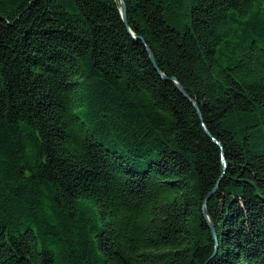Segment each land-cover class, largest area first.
Here are the masks:
<instances>
[{
  "label": "trees",
  "instance_id": "trees-1",
  "mask_svg": "<svg viewBox=\"0 0 264 264\" xmlns=\"http://www.w3.org/2000/svg\"><path fill=\"white\" fill-rule=\"evenodd\" d=\"M124 2L0 0V264H264V0Z\"/></svg>",
  "mask_w": 264,
  "mask_h": 264
},
{
  "label": "water",
  "instance_id": "water-1",
  "mask_svg": "<svg viewBox=\"0 0 264 264\" xmlns=\"http://www.w3.org/2000/svg\"><path fill=\"white\" fill-rule=\"evenodd\" d=\"M121 13H122V16H123L124 21L127 22V16H126V4H125L124 0H121ZM149 56H150V59H151L152 63L154 64L155 68L158 69V66L156 65L155 57H154V55H153V53H152L151 50H149ZM158 70H159V69H158ZM161 74H162V73H161ZM162 76H163L164 79L167 78V77L164 76L163 74H162ZM171 81H173V82L176 84V86H177V87L179 88V90L184 94L185 97L189 98V99L192 101V103L194 104V107L198 110V106H197L196 102H194V101L192 100V98L188 95V93L184 90V88H183V87H182V86L176 81V78H172ZM206 132H207L208 134H210L209 131H208L207 129H206ZM224 163H225V165H226L225 160H224ZM214 191H215V189L212 191L211 194H213ZM211 194H210V195L207 197V199L204 201V204H203V214H204L205 218H206V219L208 220V222H209V225H210V228H211L212 233H213V235H214V239H215L216 246H217V249H218V236H217V234H216L215 227H214V225H213V223H212V221H211V219H210V217H209V215H208L207 207H206L207 200H208V198L211 196ZM217 249H216V250H217Z\"/></svg>",
  "mask_w": 264,
  "mask_h": 264
}]
</instances>
